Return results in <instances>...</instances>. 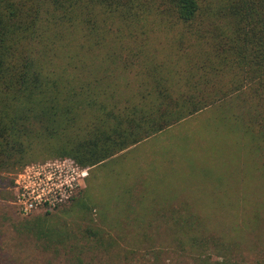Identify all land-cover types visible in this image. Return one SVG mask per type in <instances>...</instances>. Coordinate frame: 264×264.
<instances>
[{"label":"trees","instance_id":"trees-1","mask_svg":"<svg viewBox=\"0 0 264 264\" xmlns=\"http://www.w3.org/2000/svg\"><path fill=\"white\" fill-rule=\"evenodd\" d=\"M206 111L264 160V0H0L9 203L31 162L90 170ZM35 223L41 249L93 263L87 240ZM85 234L103 245L102 231Z\"/></svg>","mask_w":264,"mask_h":264},{"label":"rangeland","instance_id":"rangeland-1","mask_svg":"<svg viewBox=\"0 0 264 264\" xmlns=\"http://www.w3.org/2000/svg\"><path fill=\"white\" fill-rule=\"evenodd\" d=\"M144 173L141 191L132 178ZM44 218L87 240L92 264H264V160L203 112L88 169L78 194L47 214L23 217L0 197V264H68L40 248Z\"/></svg>","mask_w":264,"mask_h":264},{"label":"built area","instance_id":"built-area-1","mask_svg":"<svg viewBox=\"0 0 264 264\" xmlns=\"http://www.w3.org/2000/svg\"><path fill=\"white\" fill-rule=\"evenodd\" d=\"M88 169L69 158L26 165L13 179L10 204L23 217L50 212L72 200Z\"/></svg>","mask_w":264,"mask_h":264},{"label":"crops","instance_id":"crops-1","mask_svg":"<svg viewBox=\"0 0 264 264\" xmlns=\"http://www.w3.org/2000/svg\"><path fill=\"white\" fill-rule=\"evenodd\" d=\"M149 140V139H148ZM147 141V140H146ZM146 141H144V142H146ZM144 142H142V143H144ZM141 144V143H140ZM140 144H138V145H136L135 147H132L131 149H134V148H136L137 146H139ZM131 149H129V150H131ZM128 150V151H129ZM128 151H126V152H124V153H122V154H120V155H117L116 157H114V158H112V159H110V160H113V159H117V158H119V157H121L122 155H124L125 153H127ZM110 160H108V161H110ZM108 161H106L105 163H107ZM105 163H103V164H101V165H99L98 167H100V166H103ZM96 168V167H95ZM142 175H145V177L144 176H142ZM146 182H147V176H146V174L144 173V174H137V176H134V178H132V184H134L135 186L138 184V185H141V187H140V190L142 191V189H143V186L146 184ZM14 210H15V208H14ZM16 211V210H15ZM17 212V211H16Z\"/></svg>","mask_w":264,"mask_h":264}]
</instances>
